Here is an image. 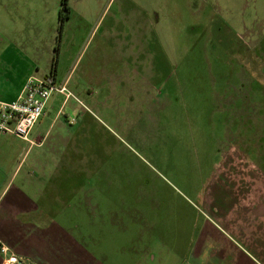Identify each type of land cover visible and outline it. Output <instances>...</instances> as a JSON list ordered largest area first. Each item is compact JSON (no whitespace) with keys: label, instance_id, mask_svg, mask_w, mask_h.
Here are the masks:
<instances>
[{"label":"rangeland","instance_id":"rangeland-1","mask_svg":"<svg viewBox=\"0 0 264 264\" xmlns=\"http://www.w3.org/2000/svg\"><path fill=\"white\" fill-rule=\"evenodd\" d=\"M68 6L60 29L61 0H0V23L12 27L16 46L36 54L54 43L61 81L71 73L68 91L88 99L73 139L58 149L59 131L76 128L64 122L74 98L54 92L33 129L44 134L64 104L65 128L53 123L44 147L64 160L54 217L64 214L100 257L146 252L156 264H181L204 220L238 218L223 184L264 212V0ZM257 232L264 242V225Z\"/></svg>","mask_w":264,"mask_h":264},{"label":"crops","instance_id":"crops-1","mask_svg":"<svg viewBox=\"0 0 264 264\" xmlns=\"http://www.w3.org/2000/svg\"><path fill=\"white\" fill-rule=\"evenodd\" d=\"M15 34L10 25L6 27L0 23V103L15 102L30 78L45 79L50 76L55 58L59 55L60 59L62 56V53L56 54L53 50L54 43L52 47H46V50L37 49L36 54L31 48L25 51L19 49L12 41ZM4 42L8 46H5L6 50L3 52ZM44 63L47 68L42 72L41 66ZM50 64L52 67H49ZM70 76L71 73L68 77L63 74L61 81L58 67L53 78L57 88H64L65 94L71 95L66 98V95L60 94L65 97L64 102L72 98L77 102L64 117L68 126L69 120L76 118V123L73 124L76 128L72 133L68 130L59 131L57 149L61 142L65 144L73 139V132L80 124V111L89 110L88 99L83 100L68 91L66 86ZM59 81L62 83L59 84ZM63 106L64 104L56 110L52 125L55 123L64 129L65 125L59 123L65 113ZM52 125L44 134L39 132L33 135L32 131L30 140L35 145L26 141H23L24 146L12 144L5 139L9 135H0V264H5L10 257L16 258L19 264L161 263L160 258L149 256L146 252L138 255L128 252L122 260L117 258L115 262L108 256L95 255L61 219L64 214L60 215L61 221L54 217L58 210L50 208L51 192L56 193L55 199L61 193L59 170L64 160L57 157L59 152L53 151L50 154L44 150ZM222 178L230 179L224 175ZM223 185L226 190L223 196L234 206V211H239L238 218L223 215L218 217L216 223L204 220L193 254L182 260L181 264H264L263 239L259 241L254 235L257 226L264 225V212L259 214L257 205L248 200L242 191L234 194ZM231 221L234 224L231 225ZM133 245L136 246L135 242ZM2 248L7 252L4 253Z\"/></svg>","mask_w":264,"mask_h":264},{"label":"built area","instance_id":"built-area-1","mask_svg":"<svg viewBox=\"0 0 264 264\" xmlns=\"http://www.w3.org/2000/svg\"><path fill=\"white\" fill-rule=\"evenodd\" d=\"M54 92L66 95L64 88H57L49 79L30 78L15 102L0 103V135L18 137L30 145V135L36 124L46 115ZM71 95H66L69 98ZM76 123V118L69 121ZM2 251H7L2 248ZM19 264L16 258H8L5 264Z\"/></svg>","mask_w":264,"mask_h":264},{"label":"trees","instance_id":"trees-1","mask_svg":"<svg viewBox=\"0 0 264 264\" xmlns=\"http://www.w3.org/2000/svg\"><path fill=\"white\" fill-rule=\"evenodd\" d=\"M69 6H68V0H61V11H60V17H59V23L62 29L63 25L65 24V22L69 19ZM56 54H58V49H55ZM56 60V58H55ZM56 61H54V65H53V70L51 71V75L46 77V79H49L52 83L53 82V78L55 76V71H56V66H55Z\"/></svg>","mask_w":264,"mask_h":264},{"label":"bare ground","instance_id":"bare-ground-1","mask_svg":"<svg viewBox=\"0 0 264 264\" xmlns=\"http://www.w3.org/2000/svg\"><path fill=\"white\" fill-rule=\"evenodd\" d=\"M66 91V90H65Z\"/></svg>","mask_w":264,"mask_h":264}]
</instances>
